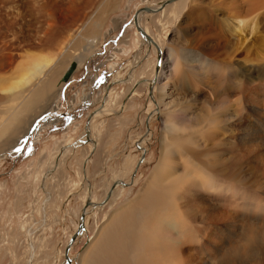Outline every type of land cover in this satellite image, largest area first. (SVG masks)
<instances>
[{
    "label": "rangeland",
    "instance_id": "rangeland-1",
    "mask_svg": "<svg viewBox=\"0 0 264 264\" xmlns=\"http://www.w3.org/2000/svg\"><path fill=\"white\" fill-rule=\"evenodd\" d=\"M163 1L117 0V7L105 13L99 42L59 85L54 100L37 104L40 113L27 127L23 124L25 138L2 150L18 133L0 136V264H25L29 229L36 243L33 264H67L65 255L70 264H80L94 228L133 199L149 178L160 156L164 123L174 129L171 137H196L185 147L188 156L187 149L200 158L212 153L220 157L217 165L229 167L233 175L230 182L225 180L232 186L229 193L199 188L187 194L211 197L208 204L213 206L228 199L238 215L248 217L244 228L239 222L221 227L218 239L224 241L201 264H264V10H247V0L172 2L158 12L142 14L140 23L153 39L148 43L138 35L133 14ZM76 4L81 5L75 18L98 13V0ZM25 20L30 18H16L17 23ZM44 49L48 48L28 44L17 52L26 57L45 54ZM236 62L253 66L251 73ZM152 76L149 87L146 82ZM258 82L263 111L249 104ZM8 108L0 101V120ZM247 117L250 128L241 129ZM211 118L220 126L212 132L207 127ZM210 157L204 156L211 161ZM81 209L88 211L84 225L77 228ZM196 225L198 229L200 223Z\"/></svg>",
    "mask_w": 264,
    "mask_h": 264
},
{
    "label": "bare ground",
    "instance_id": "bare-ground-1",
    "mask_svg": "<svg viewBox=\"0 0 264 264\" xmlns=\"http://www.w3.org/2000/svg\"><path fill=\"white\" fill-rule=\"evenodd\" d=\"M83 1L85 4L90 3V0ZM177 1L181 0H165L148 10L136 11L134 25L142 27L144 33L148 32L146 27L144 28L140 23L142 14L158 12L170 3ZM57 2L58 0H23L18 4V0H0V101L9 105L6 114L0 120V136L5 134L9 136L12 134L11 131H16L13 134L18 133L10 143L4 144L5 148L2 150H10L13 145L25 138L27 125L33 117L40 113V110H37L40 105L37 104L45 100L49 101L56 96L59 85L72 76L87 52L99 42L105 13L117 7V0H98V13L89 14L88 18L84 14H80L75 18L77 10L80 9L79 5H81L76 4L78 0H63L65 2L63 5H59ZM80 7L82 8V6ZM261 9L264 10V0H247V10ZM27 17L30 20L19 23L16 21V18L21 21ZM37 17H42L43 20L37 21ZM77 22H79V27L76 28ZM33 26L35 27L32 30ZM85 29L86 32H84ZM249 31L252 32V28ZM137 32L141 38L145 39L138 30ZM145 35L148 43H151L153 39H150L149 34V36L146 33ZM154 41L156 42V40ZM28 44H34L41 49L46 46L48 49H44L47 51L45 54H41V52L35 55L25 54L26 57L22 54L24 52L21 53L22 55L18 53L20 50L17 52L19 46ZM59 44L62 46L60 47ZM154 47L160 51L159 45ZM169 56L172 57V52L169 53ZM66 58L70 59L68 64ZM174 58L177 60V57L174 56ZM71 62L73 66L68 76L63 78ZM236 63L248 71L249 68L246 65ZM250 68L252 69L253 66ZM251 69H249L250 73ZM4 72L10 73L9 76L2 77ZM146 83L152 87L154 77L149 78ZM260 83L258 82V89L254 90L253 87L254 96L249 104L263 111V106L259 105L258 101L259 95H261L259 94L261 92ZM101 111L100 109L96 110L93 116ZM247 120V124L245 121H241V129L242 126L250 128L248 117ZM23 124L26 125L24 129ZM207 127L208 131H211V128H220L215 124L214 118L207 122ZM253 129L255 130V128ZM172 131L174 129L171 125L164 123L160 156L149 178L133 199L119 205L106 219H102L101 225L94 228V236L91 237V241L80 254V264H201L203 259L208 256L211 258L213 250L224 241L221 237L218 239L221 227L234 226L238 222L241 224V228L245 227L244 223L248 221V217L246 218L242 213L238 215L235 209H232L231 201L227 202L228 199L213 206L208 204L211 197L207 199L201 196L196 197L197 194H187L188 190L196 191L199 188L207 191L208 189H211L210 191L224 189L225 193H229L228 188L231 185L226 181L230 182L233 175L228 170L229 167L226 166V170H223V165H217L220 157L212 156V153L201 155L200 158L196 157L192 149H187L189 157L185 147L188 143H193L196 137H171ZM227 137L231 139L229 134ZM257 137L258 134H254L253 140L255 141ZM92 141L94 140L91 139ZM224 144L228 145L226 140ZM253 150L255 148L245 151L243 157L250 156ZM65 152L64 149L61 154ZM204 156L206 158L211 156V161ZM231 156L233 157V155ZM190 158L200 159V162L196 165ZM252 158L255 159L254 156ZM59 159L60 155L53 163L57 165ZM224 160L226 159L223 158L222 161L224 162ZM45 176H48V172ZM181 187L187 192H182ZM257 200L259 199L257 198ZM241 204L243 205V203ZM260 205L258 203L255 207ZM87 211H84V214ZM83 218L82 226L84 225ZM196 223H200L198 229ZM31 231L29 229L25 235L26 247L29 248L25 264H33L35 254L33 245L35 246L36 243L31 237ZM201 246L203 247L201 248Z\"/></svg>",
    "mask_w": 264,
    "mask_h": 264
},
{
    "label": "water",
    "instance_id": "water-1",
    "mask_svg": "<svg viewBox=\"0 0 264 264\" xmlns=\"http://www.w3.org/2000/svg\"><path fill=\"white\" fill-rule=\"evenodd\" d=\"M163 3V2H162ZM141 9H144V10H148V9H150V7H148V6H143V7H141ZM135 18H136V16H135V13L133 14V20L135 21ZM136 26V29L146 38V35H145V33H144V31L142 30V28L140 27V26H138L137 24L135 25ZM72 66H73V63L71 62L70 64H69V66L67 67V70L65 71V73H64V75H63V78H65V77H67L68 76V74H69V72H70V70H71V68H72ZM66 82V81H65ZM141 157L142 156H140V158L137 160V162H136V164H135V167H136V165L139 163V161L141 160ZM132 174H133V172L131 173V176H132ZM130 181V180H129ZM123 183V182H122ZM126 183V182H125ZM114 184V183H113ZM113 184H111L110 186L112 187L113 186ZM89 201H86V203H88ZM99 204V203H98ZM83 215H84V213H83V209H81V212H80V219H79V222H78V227L77 228H81L82 227V218H83ZM78 230L79 229H77L75 232H74V234L71 236V237H74L75 236V234H77L78 233ZM65 259H66V261H67V264H70V262H69V260H70V258L67 256V255H65Z\"/></svg>",
    "mask_w": 264,
    "mask_h": 264
}]
</instances>
